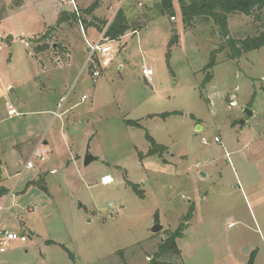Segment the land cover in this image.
Masks as SVG:
<instances>
[{
	"label": "rangeland",
	"instance_id": "obj_1",
	"mask_svg": "<svg viewBox=\"0 0 264 264\" xmlns=\"http://www.w3.org/2000/svg\"><path fill=\"white\" fill-rule=\"evenodd\" d=\"M136 1L122 10L141 27L109 44L94 82L79 22L95 43L109 0H76L78 14L70 0H0V230L27 239L0 264H149L180 224L179 257L160 264H264V47L238 59L225 48L262 31L264 10L231 14L225 37L207 18L184 24L178 0L173 22L159 0ZM146 132L166 152L146 155ZM38 142L45 161L19 175Z\"/></svg>",
	"mask_w": 264,
	"mask_h": 264
},
{
	"label": "trees",
	"instance_id": "obj_2",
	"mask_svg": "<svg viewBox=\"0 0 264 264\" xmlns=\"http://www.w3.org/2000/svg\"><path fill=\"white\" fill-rule=\"evenodd\" d=\"M179 2V15L183 19L184 24L190 25L192 20L196 17H203L209 20H212L215 25L219 27V31L221 35L227 36V25L228 19L231 14H240L244 16H251L255 13L261 12L264 10V0H178ZM161 7L163 12L169 13L173 17V9H172V0H161ZM98 8V3L95 2L91 7L84 10L87 14L91 15L94 10ZM257 19L259 18L256 16ZM103 24L105 22H102ZM141 26H137L136 28H130L127 19L124 15V10H119L114 18L113 23L109 26L106 34L112 40H117V38L123 36L127 31L131 30L135 32L137 28ZM47 36L44 35V39ZM177 41V37L173 36L171 43ZM264 47V28L262 31H259L255 36H249L244 40H234L232 38H228L225 48L228 50L229 59H238L251 51H257L260 48ZM47 48V44L41 48V51ZM220 50L213 51L210 55L209 62L205 67V71H210L216 65L215 63V54L221 52ZM212 80V74L206 75L202 82V88L205 84L209 83ZM178 113V112H176ZM176 113H164L160 116L168 117L172 114ZM151 117V116H150ZM128 126H132L134 128H141V125L135 121H126ZM145 139L149 143L150 148L146 155L148 156H158L162 155L166 152V147L156 144L154 139L149 135L148 132L145 134ZM135 188V187H133ZM8 194L7 190L0 187V199L5 197ZM190 215V214H189ZM187 215L184 218V221L189 218ZM157 222V220H155ZM180 228L174 233H167L166 239H164L159 247L158 252L150 259L149 264H160L158 261L161 257H166L167 259L179 257V251L177 250L174 239L178 236L180 229L184 226L180 224ZM166 232V231H165ZM66 252L69 253V257L73 260L72 254L62 247ZM167 264H174L171 262H167ZM252 264V261L249 262Z\"/></svg>",
	"mask_w": 264,
	"mask_h": 264
},
{
	"label": "built area",
	"instance_id": "obj_3",
	"mask_svg": "<svg viewBox=\"0 0 264 264\" xmlns=\"http://www.w3.org/2000/svg\"><path fill=\"white\" fill-rule=\"evenodd\" d=\"M75 1L76 0H70V2L74 3L73 12L75 14H78L77 6L75 5L76 4ZM109 1L112 4V7H111L112 15H111V18L109 19V21H107V22L105 21L106 23L102 24L100 26V30H99L98 38H97L98 40L95 43H91L87 39H85L86 46H87L86 47L87 48L86 49L87 61L85 63V66L86 67L89 66L88 68H90V76L93 78L94 82L100 76V67L101 66L106 67L110 62V58L108 57V53L111 51V48H110L109 44L113 40L107 36L106 32H107L109 26L113 23L117 12L119 10L123 9L124 5L126 3V0H109ZM146 1H149V0H137L136 1L137 7H139V8L143 7ZM159 1H161V0H159ZM169 18H170L171 22L176 20V18L174 16L169 17ZM79 26L82 30V33L84 34L83 26H82L81 22H79ZM99 55L103 56V58H104L102 60L101 64L99 62V59L97 58V56H99ZM92 65H98L99 70L91 67ZM142 74L147 76V77H151L152 76V70L151 69H142ZM64 99L65 98L61 99L60 102H63ZM84 99H85V96L82 97L81 101ZM232 104L230 106H232ZM60 108L61 107L58 105L57 111L55 113H53L54 118L60 117V114L58 112L60 110ZM7 113L9 116L15 115V112L11 108H9ZM214 141L219 142V139L215 137ZM41 146H42V143L38 142L37 145L34 147V149L31 151V153H30L31 155L28 157L27 161L22 163L21 171L19 172V175H22L27 170L33 168V160L34 159H38L39 162L45 161L46 154H48V153L46 152V150H41L40 149ZM228 227H232V224H230ZM26 241H27L26 236L23 234H17V233L12 232V231L8 232V231L0 230V253L5 252L6 247L8 245H10L11 243L18 242V243L23 244V243H26Z\"/></svg>",
	"mask_w": 264,
	"mask_h": 264
},
{
	"label": "water",
	"instance_id": "obj_4",
	"mask_svg": "<svg viewBox=\"0 0 264 264\" xmlns=\"http://www.w3.org/2000/svg\"><path fill=\"white\" fill-rule=\"evenodd\" d=\"M245 114L247 116H251V113L248 110H245ZM239 125L243 126L244 125V121L241 120L239 122ZM94 159H95L94 157H92L91 155L87 154L85 156V159H84V166H87L88 164H90ZM201 175L204 176V173H201ZM162 230H163V226L162 225L155 224V225H153V227L151 229V232L154 233V234H159ZM161 241H163V239H161Z\"/></svg>",
	"mask_w": 264,
	"mask_h": 264
},
{
	"label": "crops",
	"instance_id": "obj_5",
	"mask_svg": "<svg viewBox=\"0 0 264 264\" xmlns=\"http://www.w3.org/2000/svg\"><path fill=\"white\" fill-rule=\"evenodd\" d=\"M76 2V1H75ZM77 3V2H76ZM91 18H94V17H92L91 16ZM95 24V23H94ZM88 26H90V25H88ZM92 26V25H91ZM96 26V27H95ZM101 26V25H100ZM100 26L99 27H97V24H95L94 25V27L97 29V30H100ZM86 28H87V25L85 24V28L83 27V31H84V34H83V38L84 39H86ZM137 30V29H136ZM98 33H99V31H98ZM98 37V36H97ZM87 47V46H86ZM61 48H63V51H64V45H62L61 46ZM87 49V48H86ZM68 51V50H67ZM55 57H56V59H59L58 61H60V60H63V58L62 59H60L59 58V56L56 54V55H54ZM86 61H87V58H86ZM86 63V62H85ZM83 66H85V64L83 65ZM100 69H101V67H100ZM143 69H145V68H143ZM149 69V68H148ZM101 71V70H100ZM141 73H142V71H141ZM143 75V74H142ZM144 76V78L145 79H147V78H149V77H147V76H145V75H143ZM152 77H153V75H152ZM84 95H81V99H82V97H83ZM61 99H63V98H61ZM53 113H55V112H53ZM162 146H164V145H162ZM165 147V146H164ZM31 155V154H30ZM28 159V158H27ZM27 160H25V161H23V162H19V165H20V168H21V165H22V163H24V162H26ZM201 173H203V172H201ZM204 176H205V174H204ZM0 187L1 188H4V189H6L7 190V188H5L4 186H1L0 185ZM7 192H8V190H7ZM8 194H9V192H8ZM4 198V197H3ZM24 235V234H23Z\"/></svg>",
	"mask_w": 264,
	"mask_h": 264
},
{
	"label": "bare ground",
	"instance_id": "obj_6",
	"mask_svg": "<svg viewBox=\"0 0 264 264\" xmlns=\"http://www.w3.org/2000/svg\"><path fill=\"white\" fill-rule=\"evenodd\" d=\"M111 180L109 179V178H107V177H105V182L106 183H108V182H110ZM111 183V182H110Z\"/></svg>",
	"mask_w": 264,
	"mask_h": 264
}]
</instances>
